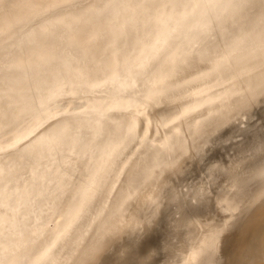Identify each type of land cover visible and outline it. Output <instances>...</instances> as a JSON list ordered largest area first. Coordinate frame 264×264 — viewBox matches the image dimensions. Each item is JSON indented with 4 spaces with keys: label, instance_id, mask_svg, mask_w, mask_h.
<instances>
[{
    "label": "bare ground",
    "instance_id": "1",
    "mask_svg": "<svg viewBox=\"0 0 264 264\" xmlns=\"http://www.w3.org/2000/svg\"><path fill=\"white\" fill-rule=\"evenodd\" d=\"M0 264H264V0H0Z\"/></svg>",
    "mask_w": 264,
    "mask_h": 264
}]
</instances>
